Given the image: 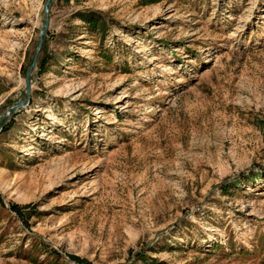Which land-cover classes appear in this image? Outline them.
<instances>
[{"label": "rangeland", "instance_id": "374dc122", "mask_svg": "<svg viewBox=\"0 0 264 264\" xmlns=\"http://www.w3.org/2000/svg\"><path fill=\"white\" fill-rule=\"evenodd\" d=\"M46 1L0 0V116ZM48 18L0 122V264H264V0Z\"/></svg>", "mask_w": 264, "mask_h": 264}, {"label": "water", "instance_id": "95a60500", "mask_svg": "<svg viewBox=\"0 0 264 264\" xmlns=\"http://www.w3.org/2000/svg\"><path fill=\"white\" fill-rule=\"evenodd\" d=\"M53 1L54 0H47L45 4L43 5V13L45 15V19L39 31L38 43H37L31 64L29 65L25 78H24V85H25L24 91H25L26 96L24 99L20 100L19 102L13 104L11 107L8 108L5 111V113L0 116V122L4 120V118L14 114L19 108H22L28 104L30 93H31V85H30L31 76H32L33 69L36 66L38 55L44 43V39H45L46 32L48 29V24H49V18H48L49 9ZM3 126H4V123H2L1 128Z\"/></svg>", "mask_w": 264, "mask_h": 264}, {"label": "trees", "instance_id": "16d2710c", "mask_svg": "<svg viewBox=\"0 0 264 264\" xmlns=\"http://www.w3.org/2000/svg\"><path fill=\"white\" fill-rule=\"evenodd\" d=\"M12 209L14 210V211H16L17 213H19V209H20V207L18 208V206H16V207H14V206H12ZM74 259V258H73ZM78 261H80V260H78ZM146 264H166V263H163V262H157V261H155V260H152V261H150V262H146Z\"/></svg>", "mask_w": 264, "mask_h": 264}]
</instances>
